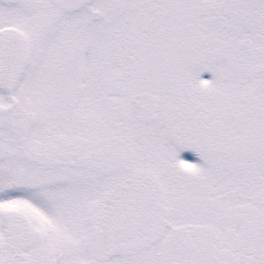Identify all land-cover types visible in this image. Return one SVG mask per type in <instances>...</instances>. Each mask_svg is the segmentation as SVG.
Returning a JSON list of instances; mask_svg holds the SVG:
<instances>
[{
	"label": "snow or ice",
	"instance_id": "6c2138e0",
	"mask_svg": "<svg viewBox=\"0 0 264 264\" xmlns=\"http://www.w3.org/2000/svg\"><path fill=\"white\" fill-rule=\"evenodd\" d=\"M0 264H264V0H0Z\"/></svg>",
	"mask_w": 264,
	"mask_h": 264
},
{
	"label": "rangeland",
	"instance_id": "374dc122",
	"mask_svg": "<svg viewBox=\"0 0 264 264\" xmlns=\"http://www.w3.org/2000/svg\"><path fill=\"white\" fill-rule=\"evenodd\" d=\"M205 78H208V77H207V74H205Z\"/></svg>",
	"mask_w": 264,
	"mask_h": 264
}]
</instances>
